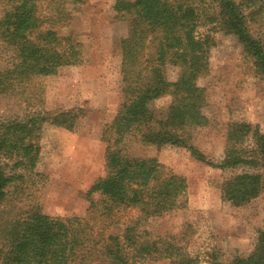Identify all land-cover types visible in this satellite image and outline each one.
I'll use <instances>...</instances> for the list:
<instances>
[{
  "label": "trees",
  "instance_id": "1",
  "mask_svg": "<svg viewBox=\"0 0 264 264\" xmlns=\"http://www.w3.org/2000/svg\"><path fill=\"white\" fill-rule=\"evenodd\" d=\"M83 2L0 0V45L14 56L11 65L0 67V95L25 107L22 118L0 122V264H142L160 259L202 264L178 242L140 228L142 220L175 209L187 186L184 175L156 158L138 159L125 149L107 147L104 175L85 193L89 205L84 217L49 215L29 198L20 149L40 122L72 130L85 114L79 106L45 109L43 89L31 83L35 75L55 74L78 60V43L59 28L67 6ZM113 9L132 23V34L119 42L125 85L109 131L129 133L143 144L185 148L213 168L232 171L220 185L222 200L241 204L256 198L264 179V131L257 124L243 123V136L250 142L227 146L217 162L204 159L190 137L206 105V90L198 79L208 72L213 34L235 36L253 74L264 80V35L251 28L254 17L264 12V1L114 0ZM166 63L178 67L175 80L166 78ZM163 97L169 102L160 116L148 103ZM127 208L136 209L138 216L109 232L118 222L114 217ZM206 262L264 264V246L228 260L212 249Z\"/></svg>",
  "mask_w": 264,
  "mask_h": 264
},
{
  "label": "rangeland",
  "instance_id": "2",
  "mask_svg": "<svg viewBox=\"0 0 264 264\" xmlns=\"http://www.w3.org/2000/svg\"><path fill=\"white\" fill-rule=\"evenodd\" d=\"M67 6L61 35H71L79 45L80 56L52 75H35L31 83L43 89L47 110L82 107L72 130L40 122L30 140L20 149V158L31 187L30 199L53 216H86L89 202L85 193L104 175L107 147L125 149L138 159L156 158L182 174L187 186L175 209L140 222L154 237L176 241L207 264V253L219 250L226 260L246 256L256 246H264V179L258 196L234 204L221 199L220 185L232 171L220 170L197 160L185 148L143 144L129 133H112L109 123L122 101L125 85L123 55L119 42L132 34V23L114 11V0H83ZM264 1V0H263ZM251 28L264 35V12L254 17ZM178 33V32H176ZM206 75L198 84L206 90L201 122L190 141L204 159L217 162L227 146L247 144L243 123L257 124L264 131V80L256 77L251 60L233 35L213 34ZM14 62L13 53L0 45V67ZM178 67L165 65L168 80H175ZM169 98L150 100L148 105L162 116ZM25 115L24 105L0 95V122ZM97 198V194L93 195ZM138 216L134 208L119 211L115 232L122 222ZM142 264H170L168 259L146 260Z\"/></svg>",
  "mask_w": 264,
  "mask_h": 264
}]
</instances>
